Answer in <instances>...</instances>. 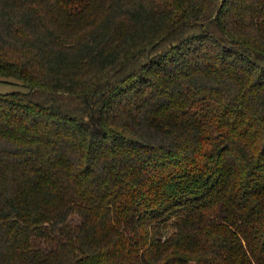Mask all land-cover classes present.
<instances>
[{"label":"trees","instance_id":"1","mask_svg":"<svg viewBox=\"0 0 264 264\" xmlns=\"http://www.w3.org/2000/svg\"><path fill=\"white\" fill-rule=\"evenodd\" d=\"M0 264H264V0H0Z\"/></svg>","mask_w":264,"mask_h":264},{"label":"rangeland","instance_id":"2","mask_svg":"<svg viewBox=\"0 0 264 264\" xmlns=\"http://www.w3.org/2000/svg\"><path fill=\"white\" fill-rule=\"evenodd\" d=\"M27 91L28 88L18 79H3L0 78V92L7 93L12 91Z\"/></svg>","mask_w":264,"mask_h":264}]
</instances>
